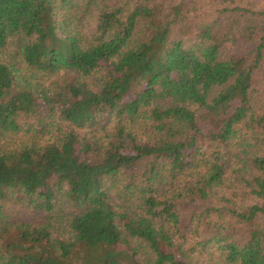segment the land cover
Instances as JSON below:
<instances>
[{"label":"trees","instance_id":"obj_1","mask_svg":"<svg viewBox=\"0 0 264 264\" xmlns=\"http://www.w3.org/2000/svg\"><path fill=\"white\" fill-rule=\"evenodd\" d=\"M0 264H264V0H0Z\"/></svg>","mask_w":264,"mask_h":264},{"label":"rangeland","instance_id":"obj_2","mask_svg":"<svg viewBox=\"0 0 264 264\" xmlns=\"http://www.w3.org/2000/svg\"><path fill=\"white\" fill-rule=\"evenodd\" d=\"M61 76V75H60ZM57 77H53L49 80V82L51 80L56 79ZM23 139H27L26 136L20 134V135H15L12 136L9 140L8 143L9 144H16L18 142H21ZM9 210H13L11 213L13 214V216L15 217V219L17 220H24V221H30V222H37L40 223L43 221V214L41 212H33L30 211L28 209H24V208H18L17 210H14V208L9 207ZM71 209H66V213L70 212Z\"/></svg>","mask_w":264,"mask_h":264}]
</instances>
